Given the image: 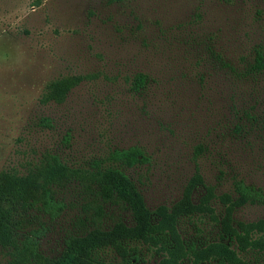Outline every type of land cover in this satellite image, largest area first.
<instances>
[{"label": "rangeland", "instance_id": "374dc122", "mask_svg": "<svg viewBox=\"0 0 264 264\" xmlns=\"http://www.w3.org/2000/svg\"><path fill=\"white\" fill-rule=\"evenodd\" d=\"M257 54L264 62V0H0V174L36 173L50 156L64 167L51 186L57 218L29 212L25 230L39 233L42 257L57 259L69 238L130 225L109 190L113 170L154 221L187 202L177 220L186 245L221 242L227 221L237 232L262 224L251 236L264 238V69L249 72ZM62 81L73 82L63 102L46 100ZM130 148L146 160H118ZM237 181L257 200L241 203ZM127 246L138 264L165 256ZM95 262L122 259L104 248Z\"/></svg>", "mask_w": 264, "mask_h": 264}, {"label": "trees", "instance_id": "16d2710c", "mask_svg": "<svg viewBox=\"0 0 264 264\" xmlns=\"http://www.w3.org/2000/svg\"><path fill=\"white\" fill-rule=\"evenodd\" d=\"M38 4L36 1L33 5ZM262 69L264 62L257 54L249 72H260ZM144 80L141 75L136 77V88H141ZM72 84L62 81L49 85L45 99L56 104L63 102ZM43 123L51 127L50 120L44 119ZM116 156L129 166L146 160L137 148L116 153ZM50 159L46 167L27 176L0 174V252L5 253L6 264H100L95 262L96 251L104 248H112L120 253L122 262L118 264H138L139 255L129 249L128 243L158 247L165 253L158 264H264V259L250 262L241 257L247 250L264 255V238L251 236L262 224L238 225L241 231L237 232L227 221L221 231V242L203 248L186 245L177 234V220L182 212L187 211V202L172 213H159L158 220L154 221L134 185L118 170L109 172L112 176L109 190L127 205L131 215L130 225L117 226L110 232L95 231L69 238L65 241L62 254L57 259L47 261L38 250L39 233L25 229L31 225L29 212L32 210L53 220L62 208L55 200L51 186L64 167L57 157L50 156ZM38 179L42 182H38ZM234 190L241 203L258 198L256 191L242 181L234 183ZM223 240H227V243Z\"/></svg>", "mask_w": 264, "mask_h": 264}]
</instances>
